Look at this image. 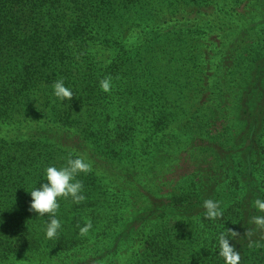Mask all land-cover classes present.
Returning <instances> with one entry per match:
<instances>
[{"label":"trees","instance_id":"obj_1","mask_svg":"<svg viewBox=\"0 0 264 264\" xmlns=\"http://www.w3.org/2000/svg\"><path fill=\"white\" fill-rule=\"evenodd\" d=\"M191 8L200 21L184 22ZM170 67L184 69L165 77ZM59 79L72 99L54 95ZM121 121L134 142L108 150ZM81 156L107 183L79 173L86 198H58L62 228L48 239L29 191ZM209 199L220 217L207 218ZM257 199L264 0H0V264H226L221 234L239 264H264Z\"/></svg>","mask_w":264,"mask_h":264},{"label":"clouds","instance_id":"obj_2","mask_svg":"<svg viewBox=\"0 0 264 264\" xmlns=\"http://www.w3.org/2000/svg\"><path fill=\"white\" fill-rule=\"evenodd\" d=\"M100 83L104 91L110 90V78H106ZM53 88L54 95L61 101L73 98L72 90L65 85L63 79L57 80ZM89 170L90 165L85 163L82 158L69 159L67 166H48L43 182L40 183L39 187L29 191L31 197L29 211L37 213L38 216L47 214L49 217L46 223V237L48 239L57 237L62 228L61 222L56 216L60 207L58 198L70 196L76 203L83 201L86 198L83 194V184L77 179V176L79 173ZM204 207L209 219H215L222 215L218 201L206 200ZM255 207L264 211V200L257 199ZM253 220L258 226L264 227V217L257 216ZM90 228V223L81 228V235L87 234ZM219 254L224 257L226 264H239L241 259L239 252L235 250V246L224 234L219 236Z\"/></svg>","mask_w":264,"mask_h":264},{"label":"rangeland","instance_id":"obj_3","mask_svg":"<svg viewBox=\"0 0 264 264\" xmlns=\"http://www.w3.org/2000/svg\"><path fill=\"white\" fill-rule=\"evenodd\" d=\"M205 10H203V11L205 12ZM204 12H203V14H204ZM184 14L185 15H188L186 18L183 19L184 22H190L191 20H195V18H196V17H194L195 16V9L194 8L186 9L185 12H184ZM212 17H214V16H212ZM217 17L218 16H216V18ZM203 18L205 19V16H203ZM198 20L200 21V18H196L195 22L198 21ZM186 46L187 47L189 46V48L190 47L198 48V45L196 43H194L193 41H188L186 43ZM219 59H220V56L219 55L209 57V61L210 62H209V66H208L209 67V70H208L209 73L208 74L211 73L214 77H217V76H219L221 74V68L218 67V61H219ZM196 60L197 61H200L197 58H196ZM187 64H189V63H187ZM189 65H191V64H189ZM174 69H175V67H170V68L166 69L164 71L165 77L166 76H170L171 74L172 75H175V74L179 73L180 71H182L184 68L177 67L176 68L177 70H174ZM171 111H172L171 108H167V112H171ZM114 115H118V113H117L116 110L114 112ZM124 126H125V122H122V121L121 122H118L117 124H114V129H113L112 134L109 135V136H107L103 140V141H106V142H110L109 143L110 146H108V150L110 148H112V150H113V148L114 149H118V150H120V149L123 150V148H126L127 149V148H130L132 146V144L134 142V140L132 138H134V137H132L131 133H129ZM170 134L171 133L169 131H166V138L168 140H170V138H169V135ZM178 151L179 150H177V151H171L170 158L168 159L169 160L168 161L169 162V166H170V164L172 162H174L173 156ZM114 154H115V152H114ZM81 158L83 160H85V163H88V159L86 158V156H81ZM148 162L153 163L154 165H151V166H156V168H159L161 166V165H159V164H161V162H158V161L154 162L151 159V157L148 159ZM168 162L164 166H167L168 165ZM88 164L90 165V168L94 171V175L100 176V177H103V175L106 176L105 170L99 169V168H102L100 164H99V167L98 168H95V169L92 168V164L91 163H88ZM115 167H118V166H115ZM171 177L176 178L175 176H171ZM104 180L107 183L108 178H104ZM113 186L114 185H110V186H108V188L111 189ZM43 261L44 262H47V263H56L55 261L53 262V261H50V260H42L41 261V260L31 259V260H27V261H16L14 264H41Z\"/></svg>","mask_w":264,"mask_h":264}]
</instances>
